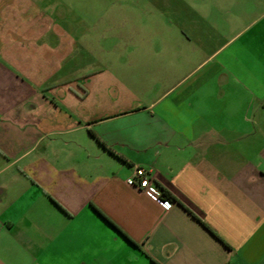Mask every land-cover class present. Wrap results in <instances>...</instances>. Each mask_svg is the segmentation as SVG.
I'll list each match as a JSON object with an SVG mask.
<instances>
[{
	"label": "crops",
	"instance_id": "1",
	"mask_svg": "<svg viewBox=\"0 0 264 264\" xmlns=\"http://www.w3.org/2000/svg\"><path fill=\"white\" fill-rule=\"evenodd\" d=\"M42 2L0 0V264H264V82L206 67L264 69V0L128 6L119 51Z\"/></svg>",
	"mask_w": 264,
	"mask_h": 264
},
{
	"label": "rangeland",
	"instance_id": "2",
	"mask_svg": "<svg viewBox=\"0 0 264 264\" xmlns=\"http://www.w3.org/2000/svg\"><path fill=\"white\" fill-rule=\"evenodd\" d=\"M44 2L52 3L54 9L50 10L52 15L57 18L59 22H62L64 24H69L73 29H77V24L83 20L85 24L94 23L95 25L93 27H88V31H86V35L91 36V38H87L86 42L93 46V41L95 39H98L97 37L101 38V43L105 45V48L111 47L112 50L119 51L121 50H130L133 45L128 44L127 46L124 45V39L123 37L120 38L121 44L116 43L113 39L116 38V36H122V35H129L127 27L124 25V19L129 14V10L127 9L128 6H136L142 5L143 3H160L163 0H42ZM197 2H203L204 0H196ZM112 8L110 9L109 7ZM101 17V18H100ZM135 17V16H134ZM97 18L98 20L97 22ZM106 19L109 21L116 20L117 24L114 27H108V22L103 21V19ZM74 25V26H73ZM115 28V32H114ZM223 28V27H219ZM87 28L85 27V30ZM150 32H156L159 30V26L152 25L150 27ZM92 35H99L96 36L95 39H92ZM102 35V36H100ZM106 36V38H102ZM112 39V40H110ZM224 40V38H222ZM213 38L211 39V42H207L209 44V47L207 48V51H214L218 47H220L223 44V41ZM95 43L97 42L94 41ZM135 44V43H134ZM248 42L243 39H240L233 44H231L227 49H225L222 53L218 54V56L213 57L211 61L206 63V67H218L220 68L222 65H229L230 67H247V70H250L252 73L250 76L254 77V81L256 82H264V73L261 70H264L263 67L260 68L257 73L256 71L253 72L254 69H251L249 66L250 61L252 60L247 50H243V47L245 48L247 46ZM121 46V48H119ZM133 48V47H132ZM137 48V47H136ZM150 50L153 47H148ZM98 52V51H97ZM210 53V52H208ZM207 53V54H208ZM238 54V55H237ZM236 55V58L233 62V56ZM88 57V56H87ZM86 57L87 60H89ZM91 58V57H90ZM91 58L90 60H92ZM204 59V58H203ZM98 61H101V58L95 59ZM200 60V59H199ZM157 60L156 58L151 59V63L154 65L156 64ZM261 62V61H260ZM248 79H250L249 74L246 75Z\"/></svg>",
	"mask_w": 264,
	"mask_h": 264
},
{
	"label": "built area",
	"instance_id": "3",
	"mask_svg": "<svg viewBox=\"0 0 264 264\" xmlns=\"http://www.w3.org/2000/svg\"><path fill=\"white\" fill-rule=\"evenodd\" d=\"M126 183L142 192L151 194L156 202L162 206H166L170 202V199L164 197L162 192H154L151 189L152 181L150 179L149 171L143 167L136 166L132 175L126 179Z\"/></svg>",
	"mask_w": 264,
	"mask_h": 264
},
{
	"label": "trees",
	"instance_id": "4",
	"mask_svg": "<svg viewBox=\"0 0 264 264\" xmlns=\"http://www.w3.org/2000/svg\"><path fill=\"white\" fill-rule=\"evenodd\" d=\"M162 195L164 197H167L168 199H171L172 200V197L169 196L166 192L162 191ZM105 218V217H104ZM107 220V222L109 224H111L114 228H116L130 243L134 244L124 233H122L110 220H108L107 218H105Z\"/></svg>",
	"mask_w": 264,
	"mask_h": 264
}]
</instances>
